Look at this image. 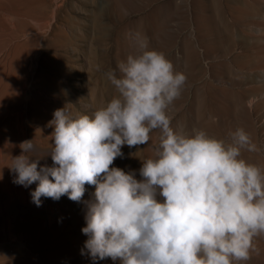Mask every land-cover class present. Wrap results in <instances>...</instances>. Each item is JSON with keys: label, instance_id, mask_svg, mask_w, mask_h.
<instances>
[{"label": "rangeland", "instance_id": "1", "mask_svg": "<svg viewBox=\"0 0 264 264\" xmlns=\"http://www.w3.org/2000/svg\"><path fill=\"white\" fill-rule=\"evenodd\" d=\"M244 1L255 22L249 17L232 22V17L239 14L225 13L223 0H0V263L29 264L26 251L39 246L41 240L52 244L43 251L65 248L67 264L93 262L84 249L88 239L81 231L86 227L85 217L78 215L87 208L86 202L94 199L95 187L86 185L85 195L79 203L70 201L67 196L58 201L42 197V206L37 207L30 195L36 184L27 188L14 184L15 174L8 167L12 158L22 154L19 145L32 140L35 151L26 155L33 159L43 158L40 166H53L48 153L54 146L51 137L54 127L49 123L54 112L66 108L73 118L91 117L117 97L106 73L117 69L118 62L128 55L136 54L130 39L136 33L147 39L149 50L162 52L172 62L174 70L187 77L181 97L169 112L172 127L189 133L203 129L209 136L226 142H231L230 133L243 128L253 142L256 136L260 145L254 142L256 159L255 152L248 151L242 152V158L262 167L264 109L263 112L260 110L261 115L255 111L248 114L235 95L236 89L245 90L247 98L257 101L260 94L248 88L260 83L261 78L257 80L260 75L256 73L255 77L245 66L238 69L241 76L235 75L238 70L225 41L226 30L233 26L241 33H252V38L264 45V0ZM42 73L50 75L51 80L55 73L61 77L58 76L61 82L59 96L53 87L49 92H43L50 80L44 81ZM116 75L119 78L118 69ZM239 78H243L245 84L251 79L254 81L248 83L250 86L247 84L248 88L245 84L239 87ZM56 102L58 106L54 108L52 105ZM18 113H21V119ZM159 136V130H153L149 145L124 146L121 149L123 158L114 161L115 167L135 172V178L142 179L139 176L142 161L153 155L152 146L159 143ZM13 206L17 209L13 210ZM21 207L31 210L32 215L24 217ZM254 243L258 254L254 251L248 264H264V236L256 238ZM108 260H97L95 264H113Z\"/></svg>", "mask_w": 264, "mask_h": 264}, {"label": "clouds", "instance_id": "2", "mask_svg": "<svg viewBox=\"0 0 264 264\" xmlns=\"http://www.w3.org/2000/svg\"><path fill=\"white\" fill-rule=\"evenodd\" d=\"M130 39L136 54L118 62L119 78L117 69L106 73L118 96L91 117L56 110L49 122L53 166L26 155L35 146L24 141L8 167L13 183L36 184L30 195L37 207L42 197L79 203L85 186H94L81 230L94 264H248L264 236V168L242 158L256 144L243 128L230 133L231 142L203 129H174L169 112L187 77L149 50L146 38ZM153 130L159 143L142 161V179L113 167L124 146L149 145Z\"/></svg>", "mask_w": 264, "mask_h": 264}, {"label": "bare ground", "instance_id": "3", "mask_svg": "<svg viewBox=\"0 0 264 264\" xmlns=\"http://www.w3.org/2000/svg\"><path fill=\"white\" fill-rule=\"evenodd\" d=\"M49 3V2H48ZM51 4V3H50ZM223 7H224V12L226 13V12H230V13H237V14H239V15H236L234 18L232 17V22H237L236 20H246V17H249L248 19L249 20H252L251 18H250V13H249V11L247 10V2L245 3V1L244 0H223ZM60 5V4H59ZM251 10V9H250ZM222 11V12H223ZM29 12V11H28ZM7 13V12H6ZM13 13V12H12ZM15 13V12H14ZM3 14V13H2ZM20 14V13H19ZM11 15V14H10ZM37 15V14H36ZM55 15V14H54ZM9 16V15H8ZM13 16V15H12ZM18 16V15H17ZM44 16V15H43ZM49 16V15H48ZM226 16V15H225ZM20 17V16H19ZM6 18V17H5ZM8 18V17H7ZM30 18V17H29ZM49 18H50V16H49ZM48 18V19H49ZM53 18V17H52ZM28 19V18H27ZM47 19V18H46ZM16 20H17V18H16ZM10 21H12V20H10ZM29 21H30V19H29ZM36 23L38 22V21H36V20H34ZM44 21H46V20H44ZM256 20L254 19V20H252V22H255ZM261 21V20H260ZM28 22V21H27ZM32 22V21H31ZM50 22V21H49ZM49 22H47V23H49ZM10 23V22H9ZM39 23V22H38ZM259 23V22H258ZM42 24H44V23H42ZM50 24V23H49ZM49 24H47V25H49ZM243 24V23H242ZM241 24V25H242ZM253 24V23H252ZM8 25H10V24H8ZM12 25V24H11ZM24 25V24H23ZM26 25V24H25ZM32 27H36L35 26V24H34V22L32 23ZM52 26V25H51ZM243 26V25H242ZM241 26V27H242ZM246 26V25H245ZM250 26V25H249ZM253 26H255V25H253ZM233 27V26H232ZM232 27H228V29L226 30V32H225V41H226V44H227V46H228V48L230 49L229 51H231V54H232V60H233V65L235 66V67H237V70L238 69H240L241 67H243V66H245V68H247L249 71H251L253 74H255L256 75V73L258 74V75H260V76H258V79L257 80H259V77L261 78L259 81H260V83H258V81H257V83L258 84H253L252 86H250L248 83H250L251 81L253 82L254 80L253 79H251L253 76H252V74H250V76H252L250 79H251V81L250 82H247L248 81V79L246 80V84H245V81H244V79L243 78H239V80H237V84H238V86L240 87L241 85H246L247 86V88H248V85L250 86L248 89H250L249 91H255V92H257V94L259 93L260 95V97H257V98H259L257 101L256 100H254L253 98H247V96H245V94L247 93V91H245V90H237L236 89V92H235V95L237 96L236 98L238 99V101L240 102V103H238L239 105L241 104L242 105V108H244L245 107V111L244 112H247L248 114H251L253 111H255V112H258V113H260V110L262 111V109H264V45H261V44H259L258 42H256L255 40H254V38H252L253 36H252V33H241V32H239L238 30H236V29H234V28H232ZM238 27V26H237ZM247 27V26H246ZM257 27V26H256ZM244 28V27H243ZM6 29V28H5ZM30 29V28H29ZM39 29H41L40 28V26H39ZM44 29V28H43ZM248 29V28H247ZM16 30V29H15ZM31 30V29H30ZM51 30H52V27H51ZM71 30V29H70ZM248 30H250V29H248ZM255 30H258V29H255ZM262 30V29H261ZM40 31V30H39ZM42 31H44V30H42ZM254 31V30H253ZM7 32L8 33H10L8 30H7ZM6 32V33H7ZM15 32V31H14ZM13 32V33H14ZM17 32V31H16ZM33 32V31H32ZM34 32H35V30H34ZM248 32V31H247ZM255 32V31H254ZM253 32V33H254ZM40 33V32H39ZM15 34V33H14ZM27 34H29V33H27ZM38 34V33H37ZM36 34V35H37ZM44 34V33H43ZM19 35V34H18ZM40 35V34H39ZM39 35H37V36H39ZM196 35V34H195ZM31 36V35H30ZM29 36V37H30ZM46 36V35H45ZM74 36V35H73ZM19 37V36H18ZM24 37V36H23ZM26 37V36H25ZM28 37V36H27ZM20 38V37H19ZM13 39V38H12ZM23 39V38H22ZM21 39V40H22ZM5 40V39H4ZM36 40H38L37 38H36ZM35 40V41H36ZM198 40V39H197ZM11 40H7L6 42H10ZM13 41V40H12ZM19 41V40H18ZM34 41V40H33ZM199 41V40H198ZM16 42V41H15ZM20 42V41H19ZM40 42V41H39ZM13 43V42H12ZM12 43H10L11 45H12ZM76 43V42H75ZM58 44V43H57ZM8 46V45H7ZM46 46V45H45ZM44 46V47H45ZM74 46H75V44H74ZM198 46H199V44H198ZM200 47V46H199ZM8 48V47H7ZM12 48V47H11ZM36 49V48H35ZM6 50V49H5ZM10 50H12V49H10ZM41 51V50H40ZM76 51V50H75ZM221 51V50H220ZM59 52V51H58ZM70 52V51H69ZM185 52V51H184ZM42 53V52H41ZM56 53V52H55ZM40 54V53H39ZM4 55H6V54H4ZM52 55V54H51ZM217 55V54H216ZM7 56V55H6ZM11 57V56H10ZM62 57V56H61ZM73 57V56H72ZM9 58V57H8ZM38 58V57H37ZM185 59V58H184ZM222 60V59H221ZM232 63V62H231ZM67 64V63H66ZM73 64V63H72ZM63 66V65H62ZM66 66V65H65ZM73 67V66H72ZM76 67V66H75ZM248 73V72H247ZM56 74V73H55ZM53 75V76H55L54 78H52V80L50 79L51 78V76L50 75H47V74H45V73H42L41 74V76H43L42 78H43V80L44 81H46L47 80V78L50 80L49 82H48V85H46L45 84V87H46V90L45 91H43V92H49L48 90H49V88H51V87H53V88H55L54 90L57 92L56 93V95H58L59 96V94L61 93V82L59 81V79H58V76L59 75ZM249 74V73H248ZM61 75V74H60ZM97 75H98V73H97ZM235 75L237 76V77H239V76H241V73H240V71L238 70V71H235ZM32 77V76H31ZM60 77V76H59ZM246 77L247 76H245L244 78L246 79ZM255 77H257V75L255 76ZM254 77V78H255ZM61 78V77H60ZM249 78V77H248ZM82 79V78H81ZM19 80H21L20 78H19ZM85 80V79H84ZM88 80V79H87ZM93 80V79H92ZM97 80H99V79H97ZM43 81V82H44ZM235 81H236V79H235ZM21 82V81H20ZM37 82V81H36ZM85 82H86V80H85ZM33 83H35V82H33ZM74 83V82H73ZM94 83V82H93ZM76 84V83H75ZM91 84V83H90ZM248 84V85H247ZM250 84H252V83H250ZM23 85H24V83H23ZM32 85V84H31ZM92 86H93V84H92ZM246 86H244L245 88H246ZM24 87V86H23ZM86 87V86H85ZM99 87V86H98ZM27 88V87H26ZM97 88V87H96ZM232 88V87H231ZM244 88V89H245ZM247 88H246V90H247ZM28 89V88H27ZM233 89V88H232ZM243 89V88H242ZM25 90V89H24ZM28 91V90H27ZM95 91V90H94ZM245 91V92H244ZM29 92V91H28ZM42 92V93H43ZM84 92V91H83ZM261 92V93H260ZM24 93V92H23ZM252 93H254V92H252ZM252 93H250V95L252 94ZM39 94H40V92H39ZM48 94H50V93H48ZM91 94V93H90ZM101 94V93H100ZM256 94V95H257ZM71 95V94H70ZM247 95H249V94H247ZM255 95V94H254ZM19 96V95H18ZM24 96V98H26L25 97V95H23ZM57 96V97H58ZM92 96V95H91ZM95 96V95H94ZM102 96V95H101ZM252 97H254L253 95H251ZM30 97V96H29ZM33 97V96H32ZM46 97V96H45ZM250 97V96H249ZM256 97V96H255ZM23 98V99H24ZM82 98V97H81ZM97 98V97H96ZM46 99V98H45ZM25 100V99H24ZM20 101V100H19ZM26 101V100H25ZM24 101V102H25ZM33 101V100H32ZM55 101V100H54ZM250 101H251V103H250ZM44 103V102H43ZM48 103V102H47ZM90 103H92V102H90ZM26 106V105H25ZM54 108H56V106H58V103L56 102L55 103V106L54 105H52ZM80 106V105H79ZM66 107V106H65ZM93 107V106H92ZM53 108V109H54ZM241 108V107H240ZM45 109V108H44ZM48 109H50L49 107H48ZM256 109H258V110H256ZM49 112V111H48ZM263 112V111H262ZM257 113V114H258ZM45 114V113H44ZM72 114V113H71ZM262 114H264V113H262ZM51 115V114H50ZM49 115V116H50ZM260 115H261V113H260ZM260 115H257V116H259L260 117ZM18 116L20 117V119L22 118V115H21V113H18ZM77 116V115H76ZM247 116V115H246ZM248 116H250V115H248ZM262 117V116H261ZM264 117V116H263ZM250 118V117H249ZM248 118V119H249ZM258 118V117H257ZM49 119V118H48ZM254 119H255V117H254ZM259 119V118H258ZM29 120V119H28ZM250 120V122L252 121V119H249ZM32 121V120H31ZM26 123V122H25ZM264 123V122H263ZM251 124V123H250ZM21 125V124H20ZM252 125V124H251ZM260 125V124H259ZM29 126V125H28ZM52 127V126H51ZM250 127H253V126H249V128ZM262 127H263V125H262ZM35 128V127H34ZM34 128H33V130H34ZM45 128H47V127H45ZM30 129V128H29ZM49 129H51V128H49ZM252 129V131L253 132H256L255 131V128H251ZM31 130V129H30ZM44 130V129H43ZM257 130V129H256ZM23 131V130H22ZM36 131H38V130H36ZM50 131V130H49ZM260 132V131H259ZM36 133V132H35ZM263 133V132H262ZM262 137V136H261ZM257 140V138H256V136L254 137V142H257L256 141ZM259 142V141H258ZM257 142V143H258ZM256 144V143H255ZM259 145H260V143H258ZM261 145H262V143H261ZM258 146V145H257ZM259 153V152H258ZM260 154V153H259ZM256 152H255V156H254V158L256 157ZM261 155V154H260ZM259 157V156H258ZM260 159H261V157H259ZM258 158V159H259ZM256 159V158H255ZM260 159H259V162L258 163H261L262 162V160H264V159H262L261 160V162H260ZM263 168H264V162L263 163H261L260 164ZM113 167H115V164H113ZM93 193V192H92ZM84 205V204H83ZM17 209V207L16 206H13V210H16ZM82 209V208H81ZM21 211H22V214H23V216L24 217H29L30 215H32V211L31 210H29V209H24V207L22 208L21 207ZM86 212H87V208H84V209H82L81 211H80V215H78L80 218H83L84 219V217H85V215H86ZM71 214H75L74 212L72 213V212H70ZM30 214V215H29ZM60 215V214H59ZM77 216V217H78ZM64 217V216H63ZM66 217V216H65ZM46 247H52V244H50V243H47L46 241H44V240H41V244L39 245V246H35L33 249H32V251H34L35 253H34V255H33V253H32V251H26V253L28 254V256H29V264H67L69 261H67L66 259H64V251H65V248H52L50 251H43ZM108 261H112L111 259L110 260H108ZM107 261V262H108ZM88 263H90V264H94V262H88ZM112 263L113 264H115V263H117V261L116 262H113L112 261ZM0 264H2V263H0ZM71 264H76V263H74L73 261L71 262ZM111 264V263H110Z\"/></svg>", "mask_w": 264, "mask_h": 264}]
</instances>
